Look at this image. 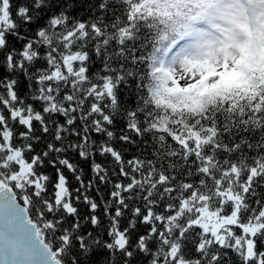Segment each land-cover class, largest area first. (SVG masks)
<instances>
[{
    "label": "snow or ice",
    "instance_id": "obj_1",
    "mask_svg": "<svg viewBox=\"0 0 264 264\" xmlns=\"http://www.w3.org/2000/svg\"><path fill=\"white\" fill-rule=\"evenodd\" d=\"M0 264H264V0H0Z\"/></svg>",
    "mask_w": 264,
    "mask_h": 264
}]
</instances>
